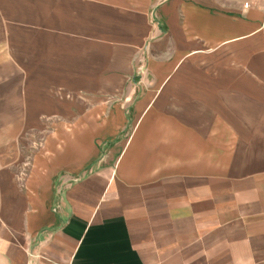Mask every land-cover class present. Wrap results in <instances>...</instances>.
Masks as SVG:
<instances>
[{
  "label": "crops",
  "instance_id": "0c3cea01",
  "mask_svg": "<svg viewBox=\"0 0 264 264\" xmlns=\"http://www.w3.org/2000/svg\"><path fill=\"white\" fill-rule=\"evenodd\" d=\"M207 5L198 16L185 8L181 27L205 38L177 48L249 57L257 45L264 58V0H237L223 11ZM166 15L173 37L176 16ZM19 61L0 45V264H264V157L245 161L222 135L207 136V110L252 109L240 81L216 86L211 101L177 73L157 96L135 102L132 119L120 108L60 120L32 153L35 123L15 128L13 110L23 102L10 97L25 76ZM252 76L264 94V71ZM29 157L44 161L46 176L23 166L21 190L12 164Z\"/></svg>",
  "mask_w": 264,
  "mask_h": 264
},
{
  "label": "rangeland",
  "instance_id": "374dc122",
  "mask_svg": "<svg viewBox=\"0 0 264 264\" xmlns=\"http://www.w3.org/2000/svg\"><path fill=\"white\" fill-rule=\"evenodd\" d=\"M210 2L217 7L214 10L223 11L237 0H0V45L14 52L25 72L10 95L27 107L23 109L22 103L13 110L14 125L17 128L28 118L35 123L29 132L32 153L60 120L83 118L92 111L96 118L112 116L120 108L122 117L132 119L135 102L148 94L157 96L156 89L179 73L181 84L190 80L187 85L202 87L200 94L211 101L216 86L226 91L240 81L250 92L245 100L252 109H244L246 118L244 112L237 116L230 109L221 114L207 110V136L222 135L223 144L240 152L245 161L263 159L264 94L252 76L264 71L263 55L258 54L262 49L255 45L257 50L245 57L236 56V50L221 54L220 47L190 52L177 48L178 41L205 38L202 33L192 38L191 30L181 27L186 23L185 8L198 16ZM170 9L176 16L173 37L167 34ZM239 44L246 55V45ZM237 71L240 77L235 78ZM2 101L0 113L6 112ZM101 103L106 110L100 109ZM254 128L261 130L260 135L248 132ZM12 166L21 190L28 177L23 166L32 171L39 167L46 176V165L39 158L18 159ZM86 172L85 176L90 169Z\"/></svg>",
  "mask_w": 264,
  "mask_h": 264
},
{
  "label": "bare ground",
  "instance_id": "6f19581e",
  "mask_svg": "<svg viewBox=\"0 0 264 264\" xmlns=\"http://www.w3.org/2000/svg\"><path fill=\"white\" fill-rule=\"evenodd\" d=\"M240 109V108H239ZM244 109V108H243ZM245 111V110H244ZM244 111H242V113L244 112ZM245 112L242 114L243 115V117H245L246 118V116H245ZM238 115H239V113H238ZM241 115V114H240ZM247 116H250V118H251V115H247ZM240 117V116H239ZM242 117V119L244 120V118ZM250 118H249V122H250ZM246 120V119H245ZM251 123V122H250ZM247 124V123H246ZM249 124V123H248ZM241 144H243V143H241ZM244 145V144H243ZM238 146V144L236 145V147ZM239 147V146H238ZM243 147V146H242ZM245 147V146H244ZM240 149H241V147H239ZM237 150V149H236ZM240 151V150H239ZM244 151V150H243ZM242 152V151H241ZM246 151H244V157H245V153ZM240 153V152H239ZM83 154V153H82ZM236 154L237 153H235L234 155L236 156ZM235 156L233 157L234 158V161H235ZM237 157H238V155H237ZM239 157H241V156H239ZM244 160V159H243ZM239 161H241V160H239ZM238 160H237V162L236 163H238L239 162ZM240 163V162H239ZM235 164V163H234ZM242 164V163H241ZM232 165H233V163L231 164V167H232ZM235 166V165H234ZM231 169V168H230ZM235 170H237V169H235ZM238 170H239V167H238Z\"/></svg>",
  "mask_w": 264,
  "mask_h": 264
},
{
  "label": "built area",
  "instance_id": "2783aa9c",
  "mask_svg": "<svg viewBox=\"0 0 264 264\" xmlns=\"http://www.w3.org/2000/svg\"><path fill=\"white\" fill-rule=\"evenodd\" d=\"M246 7L248 6V5H245Z\"/></svg>",
  "mask_w": 264,
  "mask_h": 264
}]
</instances>
